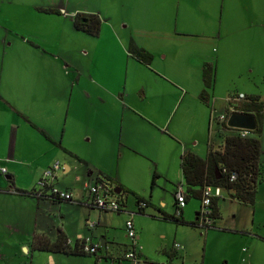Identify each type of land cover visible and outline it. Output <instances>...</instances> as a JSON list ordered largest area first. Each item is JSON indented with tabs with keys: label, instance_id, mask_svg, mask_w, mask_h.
<instances>
[{
	"label": "crops",
	"instance_id": "obj_1",
	"mask_svg": "<svg viewBox=\"0 0 264 264\" xmlns=\"http://www.w3.org/2000/svg\"><path fill=\"white\" fill-rule=\"evenodd\" d=\"M123 1L126 11H123L119 20L120 22L118 24L111 22L112 24L110 23L106 26L103 24L104 31L98 40H101V49L110 52L117 51L120 54L121 47L123 50H126V55L131 58L128 52L130 40L133 39L139 45V41L135 35L138 29L134 26V23L137 19V14L147 11V0ZM72 3V0H0V166L7 168L6 174L0 172V174L4 175L0 176V264H99L100 261H106L107 264H132L133 262V260L124 258V254L131 249L132 245L120 246L112 242L114 240L109 237V224L107 221L113 218L116 219L114 213L121 214L128 212L126 215L117 216L120 217V221L123 224L125 223V227L127 220H133L136 238L139 239L142 228L138 222L137 214L142 213L134 207L131 208L133 212L125 211L124 208L129 204V197L127 198L126 206H124L121 212L103 211L91 206L85 186L87 183H95V180L101 177L100 173H104L102 168L97 164L92 165V162L84 158L86 164L78 161L76 158H66L62 154L64 151L40 132V129L43 130L54 141L61 143L63 147L79 156L77 154L79 143L83 142V140L92 142V135L90 133L89 135H84V128L90 129L93 122L89 106L93 105L91 101L94 95H97L101 100H107L109 97L117 99L120 93V84L124 78L122 74L123 66L121 65L120 68H116L115 72L110 75V79H106L105 74L97 71V65L93 62L84 68L69 57L68 61L64 63L58 61L61 57L67 56L66 53L70 54L72 52L82 54L83 56H90L91 50L94 47V41L96 40V38L93 39L87 33L85 34V32L83 33L74 27L73 18L76 13L91 12L90 10L75 8ZM225 3V0H223L218 5V11H216L220 24L219 31L213 32L211 35L204 33L198 37L201 42L206 43L207 41L209 46L213 47V50L204 51L199 49L195 67L202 68L203 71V66L206 62L215 64V88L217 72L219 74V71H221L220 63L223 53L225 54L227 51H225L227 39L230 40L231 44L232 42L243 41L250 45V49L255 44L258 53L253 59L247 58L248 72H246L247 69L242 70L248 77L254 76L250 87L241 92L227 90L225 100L228 103L223 106L225 112L219 115L215 114L214 111L210 112L209 119L207 118L206 121L208 137L206 136V131H203L204 109L199 107L194 100L191 102L187 101V97L191 93L189 88L180 81L173 80L172 76L167 73H164V76L172 79L174 83L168 78H164L165 81L163 77L154 75L150 85L142 90L144 98L148 95L149 90H153L154 95L156 97L159 96L158 100L162 96L164 97V101L166 100L164 92L168 90L172 95L174 94V96L170 95L168 97L167 101L169 104L162 103L160 112L157 111L159 107H156L154 111L150 109L148 111L134 110L135 108L131 104L133 111H139L137 113L146 122L144 123L146 127L132 126L126 130L121 127V130H117L114 133V136H117L118 140H120V146H122V143H127L132 147L135 145L138 148L136 141L140 138L144 139L141 145L142 149H145L146 145H151L159 140L168 143L170 152L173 153V165L166 172H161L166 177L173 171L175 164L180 166L181 155L184 152L190 150L204 157L203 153L204 151L206 152L208 142L213 141L211 138L213 126H215L213 123L217 124V132L222 117L226 115L227 109H230L231 97L241 93L246 97L255 94L260 95L264 101L262 89L256 82V77H259L264 85V71L261 69V60L264 61V57H260L259 54V51L264 49L263 32L256 31L250 38L248 36L238 38L232 34H229L230 38L227 37L228 34L223 33L222 24L227 21L230 22L231 17L226 16V14H229L227 11L224 14ZM40 8L59 9L62 13L43 12ZM253 13V21L258 23L260 28H262L264 22L262 21V16L258 15L260 13L258 7ZM206 23L207 25L210 23L215 24V21L213 22L208 18ZM152 33L153 37L158 41V49H165L162 56L164 60H167L170 53L168 41L173 35L171 28L164 27L158 29L155 26L152 29ZM143 47L151 49L145 44ZM221 48L224 50H220ZM230 51L234 53V49L232 51L230 48ZM171 54L172 52L170 53V58ZM68 62L70 64H67ZM234 62H236L235 59ZM127 64L129 66L128 62ZM70 68L73 69V72ZM161 69L162 66L157 67L158 71H162ZM58 71H63L66 76L61 80L65 84V86L61 85L62 88L59 87ZM98 74L102 76L103 82L98 81ZM201 82L204 87L202 74ZM254 84L257 85L258 90L254 88ZM93 85L96 87L95 91ZM160 89L162 91H159ZM199 89L198 84L197 90H194L191 96L193 99L196 98L199 102H202L199 99V93L201 92ZM217 101L218 98L214 104L215 107L217 106ZM238 103L241 105L243 100H239ZM154 105L156 106L158 103ZM190 110L196 111L197 115V120L193 127L196 131L193 144L190 146L184 141L183 147H177L172 143L174 141L171 138L176 139L173 135L182 138L180 132H178L181 130L171 128L172 120L177 119L180 125L184 124L186 122L184 115L190 112ZM235 113L241 112L238 110ZM232 114L230 112L229 117ZM117 116L118 114L114 115V117ZM103 122H106L105 118L101 122L97 121L96 125L100 126ZM261 125L260 163L263 167V177L257 187L255 203L254 205L243 204L232 199L229 193L223 190V196L218 198L221 218L224 216L226 208L231 207V215H233L234 219L228 225H217L218 228L207 231L201 229L202 233L204 231L207 237H209L208 231L215 230L246 236L250 238L248 239L251 241L250 245L255 240L264 243V108ZM122 135L125 137L124 140H122ZM57 159L64 161V164H61L64 172H72L75 180L82 185L81 187H84V189H81L83 194H77L72 188L73 185L68 186L62 184V182H60L61 185H56L60 189L71 191L78 203L88 208L86 209L85 216V227L88 233L86 234L82 230H78L71 235H74L73 240L80 236H91L94 241L100 244L101 249L97 255H90L95 257L94 261L90 259L89 255H74L34 249L32 238L35 233L45 234L52 241H55L60 234L69 237L70 232L56 231L55 229L57 228L54 222L51 221L54 216L53 210L55 204L62 202H53L48 199L39 200L32 196L16 194L10 191L13 189L8 188V175L11 174L16 188L29 191L32 189L38 190L37 182L42 177L44 170L57 162ZM75 160H77V163ZM81 164L85 166L82 167ZM58 174H56V177H58ZM115 180L121 183L118 179ZM138 194L142 195L141 193ZM148 200L154 204L151 196ZM162 204L166 205V202L163 201ZM189 206L190 204L187 202L182 211L183 216L191 220L193 215L189 213ZM200 206L201 203L199 206H194L193 212L199 211ZM164 210L172 213L175 209L173 211ZM91 224L93 226H90ZM137 239L136 247L134 248L135 252L137 256L141 255L144 258L146 256L145 252L141 248H137ZM165 253L174 256L171 264H185L182 260L178 262L174 260L181 257L174 246L171 252L167 253L166 251ZM154 262L168 263L161 261ZM137 263L144 264L142 262Z\"/></svg>",
	"mask_w": 264,
	"mask_h": 264
},
{
	"label": "rangeland",
	"instance_id": "obj_2",
	"mask_svg": "<svg viewBox=\"0 0 264 264\" xmlns=\"http://www.w3.org/2000/svg\"><path fill=\"white\" fill-rule=\"evenodd\" d=\"M222 1L223 0H147V11L137 14V19L134 23V26L138 29L135 35L136 39L139 41V45L142 47L144 44L147 45L151 49L145 48L154 55L152 65L146 66L129 58L126 55V50H123L121 47L120 54L117 53V51H105L100 47L101 40H98V38L104 31V25L106 26L111 22L118 24L123 11H126L123 0H72V4H74L75 8L90 10L91 13L95 12L99 14L103 20L102 28L100 34L97 36L88 34L93 39L96 38L90 56H83L82 54L72 52L70 54L66 53L67 56L64 57L67 58L61 57L58 61L64 63L68 61L67 59L69 57L74 60V62L81 64L84 68H86V65H91L93 62L97 65V71L105 74L106 79H110V75L115 72L116 68H120L121 65L123 66L122 74L124 77L120 84V98L117 96V99L109 97L107 100H101L97 95H94L91 101L93 105H91V107L89 106L93 116V122L90 129L84 128V135H89L90 133L92 135V142H89V140L80 142L77 154H79L80 158L92 162V165L97 164L102 168L104 173L112 178L118 179L134 192L141 193L144 198L150 199L151 196L154 204L161 207L163 206V208L167 210H174V194L179 185L183 182L181 168L177 166V164H175L173 171H171L168 177L161 173L166 172L170 167L172 168L173 165V153L170 152L169 144L159 140L151 145H146V148L142 149L141 145L144 139L140 138L136 141L138 148H136L135 145L132 147L127 143H122V146H120V140H118L117 136H114V133H116L117 130H121V127L124 130L132 126L146 127L144 124L146 122H144L137 113L139 111H133L131 104L134 106V110L148 111V109H150L154 111L156 107H159L157 108L159 112L161 111L162 103L166 105L169 104L167 99L172 94L168 90L165 92L163 90L165 93L164 96H166L165 101L162 96H160V100H158L159 96L156 97L153 90H149L148 95L144 98L142 89H146L150 85L154 75L163 77L164 79L168 78L164 76V73L170 74L173 80L180 81L189 88L191 93L190 96L187 97V101L191 102L194 100L199 107L204 109L203 131H206L207 137V118L209 119L211 111H214L217 115L225 112L223 106L228 103L225 100L227 90L230 89L232 91L237 90L241 92L250 87V83L254 80V76L248 77L242 70L247 69L246 72H248L247 58L253 59L255 57L258 53L257 46L254 44V47L250 49V45L243 41H236L231 44L230 40L227 39L225 42V51H227L225 54L223 53V58L220 63L221 71H219V74L217 72L211 105L207 106L205 103L203 104V102H199V100L196 98L193 99L191 96L193 91L197 90L198 84L199 90L203 87L201 82L202 68L195 67L198 50H213V47H210L207 41L206 43L201 42L198 37L204 33L211 35L213 32L219 31L220 24L216 11H218V5ZM225 2L226 7L224 14H226L227 11L229 14H226V16L231 17L230 22L227 21L222 24L223 33L228 34L227 37L230 38L229 34H232L234 37L236 36L238 38H242L243 36H248L250 38L256 31H262L264 35V23L263 27L260 28L258 23H255L252 19L253 12L258 7V11L260 12L258 15L262 16V21L264 22V0H225ZM132 16H134V14H132ZM208 18L213 22L215 21V24L210 23L207 25L206 21ZM155 26L158 29L166 27L172 30L173 35L168 41L169 52H172V54L171 58L170 53L168 54L167 60H164L162 56L165 49H158V41L153 37L152 29ZM106 30L108 31V29ZM230 48L232 51L234 49V53H231ZM220 50L223 51L224 49L221 48ZM259 54L260 57H264V49L259 51ZM234 59L236 62H234ZM67 64L70 63L68 62ZM161 66L162 71H158L157 67ZM261 69L264 71L263 60H261ZM70 70L73 72L72 68H70ZM57 76L59 87L62 88L61 85L65 86V84L62 83L61 80L66 76L63 71H58ZM97 78L99 82H103L101 75L98 74ZM168 79L174 83L172 79ZM256 80L264 95L263 83L260 81L259 77H256ZM93 86L95 91L96 87L95 85ZM254 88L258 90L256 84H254ZM159 91H162V89ZM172 96H174V94ZM217 98V106L215 107L214 104ZM155 103H158V105L155 106ZM116 114H118V116L114 117ZM104 118L106 122L97 126V121L101 122ZM184 119H186V122L181 125L178 123L177 119H173L171 123V128L181 130L178 132H180L182 138L173 135L176 138L173 139L169 136L172 141H174L172 143L177 147H183L184 141L187 145L192 146L193 144L196 132L193 129L197 120L196 111L193 112L190 110V112L184 115ZM214 122H216V120H214ZM213 124H215V126H213L211 138L215 144H218L221 139L216 132L217 124ZM124 138L123 136L122 140H124ZM62 154L69 159L75 158L68 153L62 152ZM206 154L207 149L206 152L204 151L203 153L204 157ZM57 161L62 165L64 164L62 159H57ZM75 161L77 163V160ZM81 165L82 167L85 166L83 164ZM154 172H157L160 176L156 178V183L152 188L151 183ZM58 173L57 179L53 180L55 185L60 184V182L68 186L73 185L72 188L75 190V193L83 194L81 189H84V187H81L82 185L75 180L72 172H64V168H61ZM0 176L4 175L0 174ZM114 187L117 186L113 185V188ZM128 197L129 204H127V207L124 209L125 211L133 212L131 208H137L135 205V198L132 194H128ZM109 198H113V195ZM124 198H126V196ZM163 201L166 202V205L162 204ZM200 203L198 199L194 198L188 201V204H190L189 213L193 215L191 220L196 218V212L198 211L196 210L193 212L194 206H199ZM86 209H88L86 206L78 202H62L60 204H55L53 210L54 216L51 220L57 228L55 230L70 232V239L74 238V235L71 234H74L78 230H82L87 234L88 231L85 227ZM231 210V207L226 208L224 216L220 220H217V225H228L233 221L234 217L231 215ZM146 212L147 213H144L145 215L137 214L138 222L142 228L140 230L141 237L139 236V239H137V248H141L145 252V257L150 260L168 262L169 256L165 252H171L175 243H179L183 245L184 248L178 249L181 257L174 260L177 262L182 260L185 264H264V243L259 240L252 241V245H250L251 241L248 240L250 238L246 236L218 232L215 230L208 231L209 237H207L204 231L202 233V230L206 228L200 227L198 229L157 220L151 216L157 214L156 209L153 207L147 208ZM127 213L128 212H123L121 214L114 213L116 219L113 218L107 221L109 224V237L114 240L112 242L120 246L132 244V239L127 236L128 232L126 231L125 223L123 224V222L120 221V217L117 216L126 215ZM90 259L94 261L95 257L90 256ZM133 263L135 264L137 261H133L132 264ZM99 264H107V262L100 261Z\"/></svg>",
	"mask_w": 264,
	"mask_h": 264
},
{
	"label": "trees",
	"instance_id": "obj_3",
	"mask_svg": "<svg viewBox=\"0 0 264 264\" xmlns=\"http://www.w3.org/2000/svg\"><path fill=\"white\" fill-rule=\"evenodd\" d=\"M43 12L48 13H62L59 9L53 8H40ZM103 20L97 13H82L78 12L74 15L73 25L82 32L90 35H99L102 28ZM128 52L131 58L142 63L146 66H151L154 55L144 47L139 46L133 39L130 40L128 45ZM216 67L212 62H206L203 66L202 79L204 87L199 93V99L207 106L212 102V90L215 83ZM264 101L260 95H248L243 100V103L238 107L241 113L251 114L256 126L253 130H250L249 135L242 136L241 129L232 128L228 126L229 109H227L226 118L220 122L218 126L217 135L221 141L215 144L213 141H209L207 144V154L205 157H201L192 151H186L181 155V171L183 176V182L181 183L184 188L186 197V204L191 199H198L201 202L203 200V191L207 185L219 186L223 190H226L232 199H235L246 205H254L256 200V192L259 182L263 177V167L260 163L261 141L260 135L262 133L261 119L263 116ZM36 127V125L33 124ZM37 128V127H36ZM40 132L50 140L52 143L60 147L64 152L75 157L78 161L85 163L86 161L80 158L72 151L66 149L61 143L54 141L43 130ZM101 177L95 180V183L104 184L109 186L110 194L115 195L119 200L123 211L124 206L127 204L128 194H132L135 198V205L138 211L142 214L146 213L145 210L149 207L156 209L157 214L151 215L153 218H157L166 222L174 223L176 225H185L193 228H206L205 230L218 228L217 220L221 219V212L218 206V198L212 200V224L202 226L198 213L195 220H188L183 216L182 208L179 206L176 192L174 194V212L170 213L163 208L154 205L150 200L142 197L140 194L134 192L130 188L116 181L111 176L100 173ZM9 189L16 194L24 196H32L37 199H48L53 202H78L75 197L73 200H62L59 198H50L48 192L51 186H45L42 190L43 194L39 193L36 189L25 190L18 189L14 185L13 176L8 175ZM159 175L154 173L151 186L154 187L156 178ZM108 181V182H107ZM113 184L117 185V188L122 189V193L116 194L114 192ZM8 189V190H9ZM67 190V189H66ZM126 196V198H124ZM91 205V204H90ZM92 206V205H91ZM201 207V206H200ZM199 212V211H198ZM132 220V219H131ZM133 221V220H132ZM134 223V222H133ZM135 228V227H134ZM136 231V230H135ZM67 238L60 234L55 241H52L47 235L42 233H35L32 238V246L34 249L42 251L62 252L65 254L74 255H91L81 252L79 245L73 246L67 244ZM134 246V245H133ZM136 245L134 246V248ZM168 263H157L149 260L147 257L142 258L138 255L137 262L148 264L153 262L154 264H171L174 256L168 254ZM183 264V263H180Z\"/></svg>",
	"mask_w": 264,
	"mask_h": 264
},
{
	"label": "built area",
	"instance_id": "obj_4",
	"mask_svg": "<svg viewBox=\"0 0 264 264\" xmlns=\"http://www.w3.org/2000/svg\"><path fill=\"white\" fill-rule=\"evenodd\" d=\"M245 95L243 93L238 94L237 96L231 97V104H230V109L229 112L235 113L238 112V107L240 106V103H238L239 100H244ZM233 103V104H232ZM235 103V104H234ZM226 118V115L222 117V121ZM250 130L249 129H241V134L242 136H247L249 135ZM62 168V165L60 162H55L52 164L50 167H48L46 170H44V173L42 177L38 180L37 185H38V190L36 191L39 193L38 195H41L44 193L42 190L45 186H51L50 191L48 192V195L50 198H59L62 200H73L74 199V194L66 189H60L54 184V179H57V173L58 171ZM0 172L3 174L7 173V168L0 166ZM85 189L88 191L89 195V200L90 204L93 207H96L98 209H101L103 211H120L122 206L119 203V200L113 196L111 197V192H110V187L104 184H96V183H87L85 186ZM223 196V189L219 186H213V185H207L204 188L203 191V200H202V205L199 209L198 216L200 219V224L202 226H207L212 224V218H211V213H212V200L216 197H222ZM176 197L179 203V206L181 208L185 207L186 205V197L184 193V188L183 185L180 184L177 192H176ZM90 226H93L91 224ZM126 229L128 232V236L132 238V246L131 249H129L125 254L124 258L137 261V254L135 252L134 246L136 245V231L134 228V223L131 219L126 221ZM67 244L73 246L75 244L79 245V248L81 252L86 253V254H91V255H97L98 251L101 249V246L98 242L94 241V239L91 236H80L76 239H70L69 237L67 238ZM134 245V246H133ZM175 249H182L184 248L183 245L179 243H175L174 245ZM148 264H154L153 262H149Z\"/></svg>",
	"mask_w": 264,
	"mask_h": 264
},
{
	"label": "water",
	"instance_id": "obj_5",
	"mask_svg": "<svg viewBox=\"0 0 264 264\" xmlns=\"http://www.w3.org/2000/svg\"><path fill=\"white\" fill-rule=\"evenodd\" d=\"M228 126L239 129L253 130L256 126L255 119L251 114L233 113L228 119ZM116 194L122 193L121 188H115Z\"/></svg>",
	"mask_w": 264,
	"mask_h": 264
}]
</instances>
